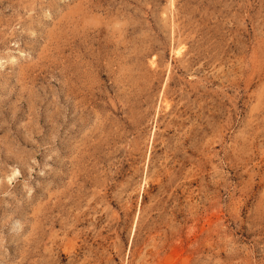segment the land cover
<instances>
[{
	"label": "rangeland",
	"instance_id": "obj_1",
	"mask_svg": "<svg viewBox=\"0 0 264 264\" xmlns=\"http://www.w3.org/2000/svg\"><path fill=\"white\" fill-rule=\"evenodd\" d=\"M0 264H264V0H0Z\"/></svg>",
	"mask_w": 264,
	"mask_h": 264
}]
</instances>
